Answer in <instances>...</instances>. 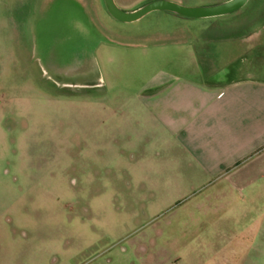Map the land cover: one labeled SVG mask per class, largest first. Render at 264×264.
<instances>
[{"label":"rangeland","instance_id":"1","mask_svg":"<svg viewBox=\"0 0 264 264\" xmlns=\"http://www.w3.org/2000/svg\"><path fill=\"white\" fill-rule=\"evenodd\" d=\"M259 12L121 22L102 0H0V264H243L234 245L212 259L202 182L186 163L175 175L184 155L144 130L135 97L153 78L210 79L232 17Z\"/></svg>","mask_w":264,"mask_h":264},{"label":"crops","instance_id":"2","mask_svg":"<svg viewBox=\"0 0 264 264\" xmlns=\"http://www.w3.org/2000/svg\"><path fill=\"white\" fill-rule=\"evenodd\" d=\"M149 1L114 0L130 11ZM232 18L229 60L214 63L210 79L153 78L145 85L151 92L135 98L146 115L139 113L144 130L166 132V141L184 155L174 163L175 175L186 163L202 182L194 199L196 224L210 222L217 247L212 259L228 261L223 247L234 245L238 261L264 264V12Z\"/></svg>","mask_w":264,"mask_h":264},{"label":"water","instance_id":"3","mask_svg":"<svg viewBox=\"0 0 264 264\" xmlns=\"http://www.w3.org/2000/svg\"><path fill=\"white\" fill-rule=\"evenodd\" d=\"M248 0H227L222 3L202 6H186L173 0H151L141 7L126 11L118 7L114 0H104L107 11L121 22H133L149 12L162 10L183 17L206 18L226 15L240 9Z\"/></svg>","mask_w":264,"mask_h":264}]
</instances>
